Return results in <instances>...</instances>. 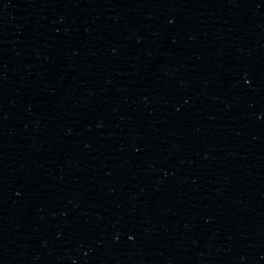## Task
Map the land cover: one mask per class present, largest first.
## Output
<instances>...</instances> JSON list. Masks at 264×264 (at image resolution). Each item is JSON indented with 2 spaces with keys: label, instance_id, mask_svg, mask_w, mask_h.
<instances>
[{
  "label": "water",
  "instance_id": "water-1",
  "mask_svg": "<svg viewBox=\"0 0 264 264\" xmlns=\"http://www.w3.org/2000/svg\"><path fill=\"white\" fill-rule=\"evenodd\" d=\"M0 264H264V0H0Z\"/></svg>",
  "mask_w": 264,
  "mask_h": 264
}]
</instances>
